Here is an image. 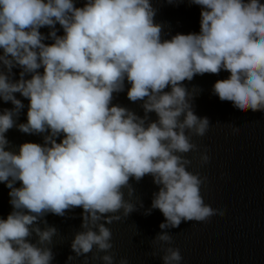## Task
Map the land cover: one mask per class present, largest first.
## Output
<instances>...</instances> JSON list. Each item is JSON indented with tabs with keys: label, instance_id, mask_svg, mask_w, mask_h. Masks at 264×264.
Instances as JSON below:
<instances>
[{
	"label": "clouds",
	"instance_id": "clouds-1",
	"mask_svg": "<svg viewBox=\"0 0 264 264\" xmlns=\"http://www.w3.org/2000/svg\"><path fill=\"white\" fill-rule=\"evenodd\" d=\"M189 2L202 8L200 32L162 39L151 0H86L83 7L74 0H0V99L14 105L0 112V183L10 189L13 207L0 218V264H52L47 245L57 229L43 218L64 217L75 208L83 209L84 230L75 234L72 251L87 260L95 247L94 259L114 264L106 224L139 210L124 189L132 196L130 180L146 175L159 191L144 214L159 209L165 217L154 238L163 264L183 259L179 248L163 247L173 242L167 229L226 215L205 203L201 186L207 177L188 170L192 161L184 154L199 152L192 136H205L210 121L195 114L194 95L183 82L227 71L213 94L238 110L264 111V3ZM57 24L64 35L57 34ZM43 27L51 29L48 36ZM49 38L54 43L45 44ZM14 67L22 69L19 80L12 78ZM125 81L128 99L143 101V117L112 104ZM16 93L30 101L27 122L18 125L25 106ZM13 127L47 133L44 143H23L19 153L6 150L5 133ZM199 159L210 162L207 149ZM33 234L36 243L28 239Z\"/></svg>",
	"mask_w": 264,
	"mask_h": 264
},
{
	"label": "water",
	"instance_id": "water-1",
	"mask_svg": "<svg viewBox=\"0 0 264 264\" xmlns=\"http://www.w3.org/2000/svg\"><path fill=\"white\" fill-rule=\"evenodd\" d=\"M74 2L76 7H83L86 0ZM151 3L157 10L155 23L163 26L162 39H171L178 33L200 32L201 6L191 4L189 0H174L172 3L168 0H151ZM56 28L58 35H64L59 24ZM40 31L48 36L51 29L43 27ZM43 42L54 43L51 38ZM2 51L0 49V53ZM21 70L19 67L13 68L14 80L20 79ZM38 71L43 73V68ZM229 76V72L222 70L219 75H196L192 81L183 82L194 95L192 103L195 114L210 121L205 136H192V142L199 146V152L184 154L192 161L188 170L207 177L206 183L201 186L205 203L214 209H226L227 213L223 217H212L208 223L182 222L179 228L166 230L172 235L173 242L163 247L179 248L183 257L180 264H264V111H241L233 107L232 102L221 101L218 95L213 94L215 82ZM130 87L125 81V90L113 94L112 104L143 117V101L134 103L127 97ZM15 95L25 106L16 119L18 125L27 122L30 101L19 93ZM13 107L11 102L0 99V112ZM149 115L152 121L158 119L154 112ZM237 128L239 131L235 132ZM46 134H26L13 127L5 133L9 141L6 150L19 153L23 143L43 144ZM62 139L61 136L57 142ZM205 149L211 159L209 163L201 165L199 157ZM130 183L135 192L128 196V190L124 189L125 199L139 210L121 221L106 224L113 234L111 253L115 257L114 264H119L122 258H126L128 264H163L161 257L164 252L154 238L162 231L160 224L165 222V217L159 209H153L150 215L144 214L151 208L153 193L159 191V186L153 182L151 175H146L139 182L133 178ZM20 186L21 182L15 185ZM9 192L6 183H0V218L3 219H7L13 211ZM141 201L143 208H140ZM82 214V208H75L64 217L49 213L43 218L47 226L57 229L52 244L47 245L54 255L52 264H104L101 259L93 258L96 255L95 247L87 254V260L84 256L77 257L71 249L75 234L84 230L81 228ZM45 226L40 224L41 228ZM28 239L31 243L38 240L35 234ZM153 252L157 255H151ZM105 254L100 252L99 256ZM69 256L74 259L68 260Z\"/></svg>",
	"mask_w": 264,
	"mask_h": 264
}]
</instances>
